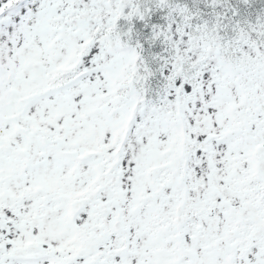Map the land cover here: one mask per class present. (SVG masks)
<instances>
[{
	"label": "snow or ice",
	"instance_id": "snow-or-ice-1",
	"mask_svg": "<svg viewBox=\"0 0 264 264\" xmlns=\"http://www.w3.org/2000/svg\"><path fill=\"white\" fill-rule=\"evenodd\" d=\"M0 264H264V0H0Z\"/></svg>",
	"mask_w": 264,
	"mask_h": 264
}]
</instances>
